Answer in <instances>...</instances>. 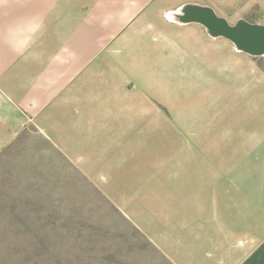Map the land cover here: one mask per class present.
<instances>
[{
	"label": "rangeland",
	"instance_id": "obj_1",
	"mask_svg": "<svg viewBox=\"0 0 264 264\" xmlns=\"http://www.w3.org/2000/svg\"><path fill=\"white\" fill-rule=\"evenodd\" d=\"M214 6L230 25L264 26V1ZM259 58L215 39L208 88L168 90L128 116L148 121L19 133L0 152V264H191L206 226L264 216Z\"/></svg>",
	"mask_w": 264,
	"mask_h": 264
},
{
	"label": "crops",
	"instance_id": "obj_2",
	"mask_svg": "<svg viewBox=\"0 0 264 264\" xmlns=\"http://www.w3.org/2000/svg\"><path fill=\"white\" fill-rule=\"evenodd\" d=\"M215 2L0 0V152L19 133H87L109 114L148 121L128 116L168 90L207 89L215 39H226L177 16ZM229 218L193 237L191 264H264L261 212Z\"/></svg>",
	"mask_w": 264,
	"mask_h": 264
},
{
	"label": "water",
	"instance_id": "obj_3",
	"mask_svg": "<svg viewBox=\"0 0 264 264\" xmlns=\"http://www.w3.org/2000/svg\"><path fill=\"white\" fill-rule=\"evenodd\" d=\"M181 23L199 24L213 38H223L244 54L259 58L264 57V26L239 20L235 25L219 17L208 7L186 5L177 16Z\"/></svg>",
	"mask_w": 264,
	"mask_h": 264
},
{
	"label": "trees",
	"instance_id": "obj_4",
	"mask_svg": "<svg viewBox=\"0 0 264 264\" xmlns=\"http://www.w3.org/2000/svg\"><path fill=\"white\" fill-rule=\"evenodd\" d=\"M249 23H251V22H249ZM259 60H260V61H261V60L264 61V57H260ZM263 65H264V64H261V63H260V64H259V67L262 68V70L264 71V66H263Z\"/></svg>",
	"mask_w": 264,
	"mask_h": 264
}]
</instances>
